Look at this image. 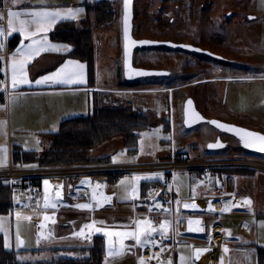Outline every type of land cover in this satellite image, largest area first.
Masks as SVG:
<instances>
[{
	"label": "crops",
	"instance_id": "crops-1",
	"mask_svg": "<svg viewBox=\"0 0 264 264\" xmlns=\"http://www.w3.org/2000/svg\"><path fill=\"white\" fill-rule=\"evenodd\" d=\"M84 1L93 0H17L16 4H13L12 0H4L6 8H0V14L4 17L1 26L6 32L9 9L21 12L25 9L37 11L59 9L62 12L67 9H83L76 19L65 16L49 25L47 32L38 33L37 39L43 40L46 37L47 44L67 45L68 48L46 49L34 54L25 66L31 83L12 88L9 59L20 46L21 40H24L25 44L30 41L21 37L18 31L13 32L18 35L16 45L8 48L6 41V54L1 51L3 76L0 81L3 83H0V89L4 91V100L0 101V120L7 129H35L36 133L43 135L47 140V145L43 149L28 151L46 149L50 140L45 133L56 131L63 119L89 114L94 103L100 101V89L103 87L132 90L135 98L134 106H141L147 101L145 96L139 93L152 88L168 87L163 82L161 85L165 87H142L144 84L149 85V79H145L150 76L135 79L139 81L134 82L132 86L121 82L116 73L110 78L99 77L97 73L99 65L95 61L92 74L89 75L85 61L64 56L72 45L51 39L49 33L59 21H77L83 18L86 14ZM20 18L30 17L22 15ZM30 27L35 30L34 25ZM69 60L84 64V83L41 85L34 83L41 76L55 72ZM101 66L105 67L103 62ZM229 79L234 81L241 77ZM144 114L147 115L145 110ZM181 134L182 137L185 135L183 132ZM112 147L127 150L121 137L99 144L91 151V157H107V162L92 163L82 170L66 167L39 169L34 162L13 165L12 158L8 163L0 162V168L11 165L16 169L40 171V175H43L40 195L34 203L28 202L23 196H16V200L22 205L11 208L6 213H0V232L3 235L4 246L6 232L9 243L6 248L17 251L18 255L29 252L40 254L41 258H44L62 253L63 249L69 247L86 245L92 236L99 235L104 238V264H139L141 257L146 264H168L169 261L172 264H255L254 245H264V171L253 165L222 166L219 168L221 172L219 178L211 176L204 180L200 174L201 168L192 166L177 170L174 173L173 185L169 190L162 191L160 185L164 172L153 167V164L168 161L173 155H182L192 162L219 160L222 148L186 152L178 147L163 152L159 155V160H155L154 157L146 155H132L129 159L121 158L111 154ZM10 152L12 153L11 147ZM95 152L97 155L94 154ZM262 154V162H264V152ZM90 167H102V170L85 171ZM135 176L141 178L134 181ZM125 177L127 180L121 185L120 182ZM45 180L48 181L47 185L44 183ZM133 185L136 188L135 196L132 195ZM57 190L60 192L59 197H56ZM94 192L96 199H93ZM105 196L110 199L104 201ZM246 198L251 200L250 205L244 203ZM239 200L242 202L237 203ZM85 203L91 204L92 207L88 209L76 207ZM193 203L197 205L195 209L184 207L185 204ZM52 204H55V207H52ZM209 204L212 210H209ZM226 204L230 210L223 212L222 209ZM145 219L158 229L152 236L156 244H145L158 248L148 257L143 256V246L136 245L131 237L122 238L113 235L109 245L104 232L96 231V228H101L114 233L129 232L135 229L136 221ZM189 219L200 220L201 224L199 226L193 224V228L202 227L204 231H188ZM93 221H96L93 228L86 235H81L80 229L84 227L83 225ZM101 221L103 223H100ZM164 221L168 222L167 231L164 233L166 238H162L159 231V225ZM218 227L220 229L215 230ZM17 235L22 241L19 245L16 240ZM110 248H114L119 254L110 256L108 254ZM196 249H207V251L200 253L197 259ZM161 252L165 254L164 258L159 256ZM181 257L184 258L183 262Z\"/></svg>",
	"mask_w": 264,
	"mask_h": 264
},
{
	"label": "rangeland",
	"instance_id": "rangeland-1",
	"mask_svg": "<svg viewBox=\"0 0 264 264\" xmlns=\"http://www.w3.org/2000/svg\"><path fill=\"white\" fill-rule=\"evenodd\" d=\"M113 3L117 12L114 22L93 29L95 62L99 65L97 73L102 78L114 77L116 73L121 82L132 86L139 80L126 81L122 75V0ZM133 12L134 37L191 43L223 58L217 60L179 49H135L134 65L168 70L167 76L146 78L149 85L142 87H165L162 82L168 87L139 93L147 101L135 106L145 110L148 125L139 132L135 151L112 147L111 154L128 159L132 155H146L159 160L163 152L178 147L186 152L205 151L207 143L220 135L225 146L217 161L223 166L241 167L258 160L262 162V152L244 149L236 137L220 133L207 122L185 127L182 105L184 99L191 96L197 109L206 117L264 133V78H261L264 77V0H134ZM227 12L232 14L226 16ZM249 14L253 17L247 18ZM102 62L105 67L101 66ZM237 77L241 79H229ZM99 102L102 104L101 98ZM121 103L116 98L111 104ZM35 131L7 129L0 120V162L8 163L12 158V164L16 165L19 161L15 158L19 157L20 151L43 149L47 140ZM5 236L8 241L6 232ZM148 247L143 246V255ZM41 257L29 252L18 255L23 261Z\"/></svg>",
	"mask_w": 264,
	"mask_h": 264
},
{
	"label": "trees",
	"instance_id": "trees-1",
	"mask_svg": "<svg viewBox=\"0 0 264 264\" xmlns=\"http://www.w3.org/2000/svg\"><path fill=\"white\" fill-rule=\"evenodd\" d=\"M4 0H0V7ZM114 0L84 1L86 14L83 18L57 22L49 33L51 39L65 41L72 48L64 56L75 57L86 62L88 74L91 75L95 61L93 29L111 25L116 18ZM2 19H0V26ZM18 41V35L7 36V46L12 48ZM3 61L0 59V80L3 76ZM4 100V91L0 89V101ZM166 120V127L167 126ZM148 120L143 109L133 104L94 103L89 114L77 115L63 119L58 129L46 132L50 140L48 147L42 151H20L19 162H34L41 168H79L96 162H107V157L92 158L91 151L105 140L121 137L128 151L136 150L139 132L147 127ZM99 173V172H97ZM43 175L31 179L41 183ZM12 195L8 182L0 177V213L11 210ZM255 264H264V245L255 244ZM41 259L20 260L17 251L4 246L0 232V264H104V238L99 235L91 237L86 245L63 249Z\"/></svg>",
	"mask_w": 264,
	"mask_h": 264
},
{
	"label": "snow or ice",
	"instance_id": "snow-or-ice-1",
	"mask_svg": "<svg viewBox=\"0 0 264 264\" xmlns=\"http://www.w3.org/2000/svg\"><path fill=\"white\" fill-rule=\"evenodd\" d=\"M13 4L17 3V0H12ZM129 3V0H125V6L127 8V5ZM82 8H76V9H67L66 11L62 12L61 10L57 9L55 11H48V10H27L25 9L23 12L21 11H13L9 9L7 11V32L5 29L0 26V50L4 48L3 44V38H5L8 35H11L13 32H19L21 37L24 39H27L30 41V43L25 44L24 40H21L20 46L16 49V52L9 58L11 61V86L12 88H16L18 85H26L31 83V81L28 79L27 72L25 71V66L29 63V61L33 58L34 54H38L41 51H44L46 49H53V50H59L61 48L67 49V45H55V44H47V38L44 37L43 40L37 39V35L40 32H47L48 27L51 24H54L57 19L63 18V17H69L71 19H76L77 15L82 12ZM24 15L27 17H30L29 19H21L20 17ZM3 15L0 14V19H3ZM30 25L35 26V30H32ZM125 39H128V27H127V16L125 17ZM131 43H136L135 41H131ZM139 43H150L149 41H140ZM199 51V49H197ZM126 55H127V46H126ZM19 57V59L17 58ZM69 66H72L69 68ZM84 64H81L77 61H66L65 64L58 68L55 72H52L48 75L41 76L39 79H36L34 81L35 84L41 85L46 83H60V84H78V83H84ZM137 75H148L149 73L144 71H137ZM250 78V77H249ZM264 78V77H261ZM0 83H3V81H0ZM191 104V101L188 102ZM196 119H203L202 117L197 116ZM210 123L216 124L217 127L230 130L235 133H237L240 137V140L243 142L244 147L246 148H257L259 151L264 152V135H261L259 133L246 131L244 129L234 128L219 124L216 121H211ZM222 146L217 142V144H210L209 147H219ZM115 159V157H114ZM141 177L135 176L133 177V180H139ZM127 180V177L124 178L120 183L121 185L125 184V181ZM45 185L48 184V181H44ZM83 183V182H82ZM99 187V185H97ZM136 194V188L133 185L132 187V195L135 196ZM60 196V192L56 191V197ZM93 199H96L95 192L93 193ZM109 197H103L104 201H108ZM45 206H48V198L45 197ZM99 205V201L97 202ZM245 204L250 205L251 200L245 199ZM52 207H55V204H52ZM76 207L81 209H88L91 208L92 205L89 203L85 204H78ZM184 207L186 208H193L195 209L197 207L196 204H185ZM209 210H212L211 204H209ZM230 208L226 204L225 207L222 209L223 212L229 211ZM19 216V213H17ZM47 219V217H45ZM96 221H93L90 224L85 225L86 228L92 229L95 225ZM100 223H103L102 221ZM193 224L200 225V220H188V231H204L202 227H196L193 228ZM167 225L168 222L164 221L159 225V231L162 236V238H166L164 236V233L167 231ZM42 227V226H41ZM97 232L104 231L105 236H113L117 235L122 238L131 237L133 240H135L136 245L144 246L145 244H156V241L154 238H152L153 233H156L158 231L157 227H153L151 222L147 219L142 221H136L135 222V229L129 232H123V233H114L109 232L106 230H103L101 228H96ZM81 235H83V229H81L80 232ZM17 244H21V238L19 235L16 237ZM8 246V241L5 239V247ZM130 250V249H129ZM161 251H163V248H161ZM207 251V249H196V258H199V254ZM227 251V249H225ZM110 256L118 255L117 251L114 248L109 249ZM183 257H181V260L183 262ZM139 264H146L143 257L140 258ZM168 264H172L171 261L168 262Z\"/></svg>",
	"mask_w": 264,
	"mask_h": 264
},
{
	"label": "built area",
	"instance_id": "built-area-1",
	"mask_svg": "<svg viewBox=\"0 0 264 264\" xmlns=\"http://www.w3.org/2000/svg\"><path fill=\"white\" fill-rule=\"evenodd\" d=\"M0 8H6L4 2L1 4ZM6 41L7 36L3 38L4 48L0 50L3 51L4 54H6L7 52ZM100 95L102 104H111L116 98L126 105H131L135 101L132 90L125 91L121 89L103 87L100 89ZM251 164L257 169L264 171V162L257 161L251 162ZM152 166L159 168L164 172V177L161 182L160 189L162 191H167L174 183V173L177 170L188 169L192 166H199L201 168V177L204 180H207L211 176L219 178L221 176L219 168H221L223 164L217 160L192 162L186 160L182 155H173L170 160L158 164H153ZM99 170H102V168L90 167L85 169V171L89 172ZM36 175H40V171L16 169L11 165L0 168V177H3L8 182V185L10 187L12 195L11 208L22 205L21 202L16 200V196H23L30 203H34L37 200L40 195L41 184L31 179L32 176ZM159 256L161 258H164L165 254L161 252Z\"/></svg>",
	"mask_w": 264,
	"mask_h": 264
},
{
	"label": "water",
	"instance_id": "water-1",
	"mask_svg": "<svg viewBox=\"0 0 264 264\" xmlns=\"http://www.w3.org/2000/svg\"><path fill=\"white\" fill-rule=\"evenodd\" d=\"M133 3L134 0H129V3L127 5V8L125 6V0H122V13H121V37H122V72H123V77L127 81H133L137 78L141 77H147V76H157V75H163V74H168V70L166 69H159V68H147V67H141V66H136L133 63V54L134 50L140 47H149V46H167L169 48H175V49H183V50H188L192 52H198V53H205L209 55H216L215 53L211 52L208 49L201 48L199 46H196L191 43H185V42H177L169 39H151V38H136L133 35ZM127 16V27H128V39H125V17ZM253 15H248V18H252ZM10 36V35H8ZM131 41H135L136 43H131ZM140 41H149L150 43H139ZM126 46H127V55H126ZM199 49V51H197ZM137 71H144L149 73L148 75H137ZM191 101V104L188 102ZM202 117L203 119H196V117ZM211 121H216L219 124H224L228 125L234 128H239V129H244L246 131L250 132H255L259 133L261 135H264V133L246 128L244 126L226 122L214 117H206L203 115L196 107L195 101L191 96H187L182 105V122L183 125L187 128L193 127L201 122H207L217 130L221 132H225L228 134L233 135L236 137L239 141V144L246 150L249 151H254V152H261L257 148H246L243 145V142L240 140V137L237 133L230 131V130H225L222 128L217 127L216 124L210 123ZM219 142L220 145L219 147H209L210 144H217ZM225 146V142L221 140L220 137L215 138V140L209 141L207 143V148L208 149H218L222 148ZM106 237V242L110 245L112 242V236H105Z\"/></svg>",
	"mask_w": 264,
	"mask_h": 264
},
{
	"label": "flooded vegetation",
	"instance_id": "flooded-vegetation-1",
	"mask_svg": "<svg viewBox=\"0 0 264 264\" xmlns=\"http://www.w3.org/2000/svg\"><path fill=\"white\" fill-rule=\"evenodd\" d=\"M191 5V4H190ZM232 13H226V16H230ZM250 15V14H249ZM247 18H248V15H247ZM169 21L173 20V18H168ZM177 42H180V41H177ZM163 47V48H162ZM155 49V48H158V49H175V48H169L167 46H149V47H140L138 49ZM179 50H183V49H179ZM184 51H188V50H184ZM211 51V50H210ZM189 52H192V51H189ZM212 52V51H211ZM198 53V52H196ZM215 53V52H213ZM201 55H204V56H207L209 58H215L217 60H221L223 58L222 55L218 54V53H215L216 55H209V54H205V53H200ZM159 69H164V68H159ZM167 70V69H166ZM163 75H166V74H163ZM229 80V79H228ZM220 133H224V134H227V135H230V136H233L231 134H228V133H225V132H220ZM217 137H220V135H216L215 138Z\"/></svg>",
	"mask_w": 264,
	"mask_h": 264
},
{
	"label": "bare ground",
	"instance_id": "bare-ground-1",
	"mask_svg": "<svg viewBox=\"0 0 264 264\" xmlns=\"http://www.w3.org/2000/svg\"><path fill=\"white\" fill-rule=\"evenodd\" d=\"M229 202V201H228ZM242 202V200H239V201H237V203H241ZM232 203V202H231ZM229 204V203H228ZM231 205V204H230ZM234 205V204H233ZM92 223V222H91ZM85 225H87V224H85ZM85 225H83L84 227H82L81 229H83V235H86L89 231H90V229H88V228H86L85 227ZM81 229H80V232H81ZM218 229H220V227H218V228H216L215 230H218ZM105 230V229H104ZM109 230V229H108ZM111 230V229H110ZM210 230V229H209ZM93 231V230H92ZM104 232V231H103ZM112 232V231H111ZM118 232H120V231H118ZM221 232V231H220ZM97 233V232H96ZM221 234V233H220ZM212 235V234H211ZM117 247V246H116ZM156 247V246H155ZM153 247V246H149L146 250H144V257H148L150 254H152L153 252H155V251H157L158 250V248L156 247Z\"/></svg>",
	"mask_w": 264,
	"mask_h": 264
}]
</instances>
